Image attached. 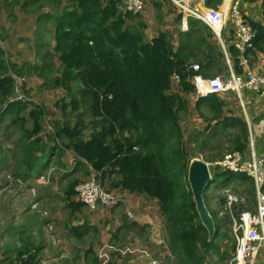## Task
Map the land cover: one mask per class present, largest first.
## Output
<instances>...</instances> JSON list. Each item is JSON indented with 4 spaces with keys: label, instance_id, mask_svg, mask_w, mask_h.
<instances>
[{
    "label": "trees",
    "instance_id": "16d2710c",
    "mask_svg": "<svg viewBox=\"0 0 264 264\" xmlns=\"http://www.w3.org/2000/svg\"><path fill=\"white\" fill-rule=\"evenodd\" d=\"M68 1L69 7L62 12L46 13L37 18L38 22L40 17H47L46 20L50 19L54 25L53 52L45 50L47 42L40 41V32V39L37 36L35 41L39 64L17 65L9 59L4 60L0 48V114L6 106H14L20 112L32 103L30 100L10 101L14 76L24 78V75L31 74L43 79L45 86L63 87L69 95L71 108L68 110L73 114V121L54 124L52 151L57 150L59 155L67 148L73 149L77 165H82L83 169L86 162L100 172L97 177L105 188L110 189L104 179L117 175L116 184L122 189L156 198L163 216L167 246L181 257L183 264H209L212 253H217L220 261H227V257L221 256L216 241L224 235L227 222L215 221L209 211L215 222V233L208 240L187 181L189 155L180 123V112L187 111V101L178 93H168L173 74H177L184 91H194L189 78L202 72L201 65L198 64L199 69L194 71L191 68L194 60H189L194 55L181 48L173 51L164 33L147 42L138 25L137 28L125 25L137 15L119 12L117 5L121 0ZM249 25L254 31L252 47L264 46V28L253 21ZM55 55L60 62L57 67L52 62ZM236 62L239 63V59L236 58ZM199 98H204L201 100L203 105L213 110L210 119L216 122L213 128L208 125L190 137L188 143L194 144V151L198 150L196 154L205 148V145L197 147L199 137L204 136L201 143H205L215 139L217 134L227 133L237 141L234 149L243 150L248 141L245 121L231 110L228 114H225L227 110L221 114L226 104L220 96L208 94ZM32 105H35L29 111L32 129L25 128L26 118L19 112L7 124L9 128L16 126L22 130L19 142L26 150L22 160L28 166L32 164L27 160L36 158L33 149L41 139L31 137L38 132L43 113L40 105ZM198 105L199 102L197 110ZM63 108L67 109L68 105ZM228 129L235 131L225 133ZM27 141L26 145L24 142ZM215 171L230 176L238 174L241 181L250 184L253 194L252 181L246 174ZM77 183L75 180L70 182L69 194L76 193ZM211 183L210 179L203 191L205 204L206 189ZM241 210L243 205L234 206L231 214L237 217ZM233 241L235 248L234 238ZM37 253L29 247L19 249L10 264H39ZM93 262L96 264L95 258Z\"/></svg>",
    "mask_w": 264,
    "mask_h": 264
},
{
    "label": "crops",
    "instance_id": "0c3cea01",
    "mask_svg": "<svg viewBox=\"0 0 264 264\" xmlns=\"http://www.w3.org/2000/svg\"><path fill=\"white\" fill-rule=\"evenodd\" d=\"M3 1H7V3ZM231 1L237 2L240 14L245 22L250 23L253 21L264 28V0H188L187 6L194 9L197 15L189 14L186 16L174 0H145V7H148L146 16H142L141 22L135 16L128 20L125 25L135 28L138 25V29L147 42H150L159 33H164L173 51H178L181 48L185 52L189 51L194 55V58L191 57L189 60H194L193 63L201 65V73L204 74H200L204 77L218 73L217 75L222 77L239 74L245 78L243 67L236 62V58L238 60V50L234 46L236 27L231 18L228 16L222 27L214 30L200 17V14H205L212 8L228 9ZM69 4L68 0H56L55 2L48 0L0 1V37L2 38L0 48L3 51L1 58H4V60L9 59L17 65L22 63L39 64L35 52V41L37 36L40 39V32L42 35L40 41L47 42L46 49L53 48L54 26L48 22L51 21L50 19L46 20L45 17H40L37 22V18L39 15L46 13H60L64 8L69 7ZM117 7L119 12L125 13L121 2L118 3ZM183 17L185 25L182 24ZM45 30L47 32L44 33ZM46 34H49V37ZM54 63L55 67L60 65L59 61L56 62V57H54ZM248 65L253 73H264V46L262 44L259 48L253 46L249 51ZM177 77V74L171 76L168 93H178L182 99L186 100L187 110L189 104L192 105L199 118L195 119V122L199 123L198 125L204 124L201 126L203 128L197 130L196 133L204 130L208 125L213 128L216 122V120L210 119L214 114L213 110L207 108V105H203L204 103L201 100H204V98L197 97L193 91H184ZM40 82L41 78L34 75L32 79H28L27 93L37 99L47 98L51 89L41 88L40 84L42 85V82ZM216 96H220L226 104L225 107H222L221 114L224 115L225 110H227L225 114H228L231 110L230 112L245 121L247 129L249 124L247 119L255 122L264 116V89L257 93L248 89H242L238 92L231 90ZM197 102H199V110L196 108ZM32 103L34 102L32 101ZM32 103L20 112L16 111L14 106H6L0 114V122L6 118H12L16 112H19L26 118L25 128L32 129L33 121L29 117V111L35 106ZM37 103L36 100L35 104ZM42 120L41 117L39 119V130L31 137L38 136L41 139L40 142H37L36 148L33 149V156L36 158L27 160L32 164L28 166L21 157L14 170L15 175L12 177L16 180L21 177L22 181L30 179L28 181L32 182V186H39L40 184L34 183L35 179L37 180L39 176L48 173L54 163L57 165L50 181V185L53 184L50 194H55L58 198V195L62 197L64 200L62 208L66 209V214L64 218L62 216H55L54 218L60 220L61 217V226L66 232L65 235L68 238L69 236L73 238V245L71 251L61 253V248L56 249L49 243L39 240L35 235V231L38 230L37 227L44 226L47 219L39 218L38 214L30 209L24 210L20 223L9 225L3 233L4 239L0 237V264H10L16 251L24 247H29L31 251L38 252L39 264H50V261H56L55 264H66L65 261L70 264H87L90 260L89 254L96 259V264H163L155 263V259L162 258L165 262L172 261V264H183L181 257L173 253L167 245L161 243L164 236L166 238V231L163 216L159 209V202L156 198L147 196L144 193L129 192L122 189L116 184L117 175H111L109 179H104V184L108 185L113 193L121 197L123 201L119 200L110 207H102L101 210L105 209L106 212H102L98 207L89 209L79 200L76 193L69 194L67 192L70 182L75 180L72 176L76 172L86 173V176L79 177V181L85 177L99 176L100 172H96L86 162L83 169L82 165H77L76 154L71 148L63 150L59 155H57V150L52 151L53 141L51 135L53 127L49 130V140H44L41 135ZM67 121L71 120L57 121L54 124L61 125ZM27 125H30V127H27ZM234 131V129H228L226 132ZM89 133L90 128L86 130L85 136L87 137ZM258 138H260L259 152L256 151V147L254 151L257 154H264V133L257 135ZM17 143L13 146L17 147ZM24 143L27 145L28 141ZM21 144L23 145V143ZM5 153L6 150L1 154L0 163L7 159ZM69 161H71V167L68 164ZM40 198L39 195L35 201L38 202ZM209 199H211V196L207 201ZM127 211L129 214H127ZM223 237L227 239V235L224 233L220 241L223 240ZM91 239L93 241L90 243ZM86 241H89L90 245L87 244V247H83ZM88 248L89 253H87ZM261 249L262 253H260ZM211 256L209 255V258ZM234 262L235 252L225 262L220 261V258L217 262L208 260L209 264H234ZM253 264H264L263 246L259 248Z\"/></svg>",
    "mask_w": 264,
    "mask_h": 264
},
{
    "label": "rangeland",
    "instance_id": "374dc122",
    "mask_svg": "<svg viewBox=\"0 0 264 264\" xmlns=\"http://www.w3.org/2000/svg\"><path fill=\"white\" fill-rule=\"evenodd\" d=\"M3 2L7 3V1H3ZM147 13H148V7H145V9L142 12L136 14L137 20L141 22L142 16L144 15L145 17ZM48 22L53 25L52 21H48ZM48 26L52 27L51 25ZM45 32L47 31L45 30L44 33ZM1 35H2V31H1ZM46 36L49 37V34H46ZM0 40H2L1 37ZM45 50L47 51L48 49ZM49 50L53 52L52 51L53 48H50ZM54 57H56V55ZM54 57L52 61L53 63H54ZM56 62H58L57 58H56ZM23 77L24 78H22L23 80L21 81V85L20 84L18 85L19 91H21L25 97L30 99L32 98V101L34 103H36L37 100L38 102L37 104L42 106L43 113L41 117L43 118L42 120L43 127L41 131V135L44 140L48 141L49 140L48 138L50 136L49 130L51 127H53V124L55 122L73 120V114L70 110H68L71 108L70 104H68L69 101L68 92L63 87L60 86L58 87L45 86V84L43 83L44 80L41 79L42 85L44 87L41 84L40 87L43 89H51V90L49 91V95L47 98L41 97L40 99H37L34 96L27 93L28 90L27 80L32 79L33 75L26 74ZM16 78H21V77L14 76V80ZM65 104L68 105L67 110L63 108V105ZM180 119H181L182 131L186 143L185 146L189 155L188 156L189 160L193 157L202 156L201 158L203 160L205 159L204 161L206 162L209 161L212 163L214 161L221 159L224 155L231 153L233 150H237L234 149V146H236L237 141L234 140L231 136H229L230 133L225 132L227 134H217L215 139L207 140L205 141V143H201L202 139L204 140L205 137L204 136L199 137L198 144H196L197 147H201L202 145H205V148H203L202 151H200L201 153H199V155L196 154L198 150L194 151L193 149L194 144L192 145V143L189 144L188 142L190 137L194 133H196L197 130L203 128L201 126L204 124L198 125L199 123L197 124L195 122V119H199V118L191 104H189V108L186 112H180ZM10 120L11 118H6L2 122H0V158H2L1 154H3L5 150H6L5 157H7L6 160L0 163V169H2L0 171V237L4 239L3 233L8 228V226L11 224L20 223L21 216H23L24 210L26 211L30 209L31 211L37 213L39 218L47 219V222L46 223L44 222L45 223L44 226L37 227L38 230L35 231V235H37V238L39 240L41 239L43 242L49 243L51 246L55 247L56 249L61 248L62 250L61 253L69 252L71 251L73 245L72 244L73 238L71 236H69L68 238L65 235L66 232L63 230L61 226L62 224L61 217L60 220L54 218L55 216H62L64 218L66 214V209L62 208L64 206V200L60 195H58L59 196L58 198L57 195L50 194L52 190L51 187L53 185V184L50 185V181L53 177V174L56 171L55 168L57 165L54 163L52 167H50L48 172V178L45 181H41V179L39 180L35 179L34 183L40 184L39 186H32L31 185L32 182L28 181L30 179L25 181L24 180L22 181L21 177L18 180L14 179L12 176L15 175L14 170L17 166V162L19 159H21V157H23L26 154V150L25 148L23 150V145L19 143V138L20 136L22 137V133H21L22 130H20L16 126H12L9 128L7 124ZM30 125H27V127H30ZM248 138H249V134H248ZM16 142H18L17 147L13 146L14 144H16ZM259 145H260V138L257 139L256 137L255 147L257 152H259ZM68 164L70 165V167L72 166L71 161H69ZM209 169H210L212 183L206 189V192H207V199L209 198V196H211V199H209L208 201L206 199V204L211 214L215 217V221L221 219L227 222L226 223L227 229L224 228L225 229L224 233L227 235V239L225 237L223 241H220L219 239H217L216 241L218 243V248H219V252L221 253V256L229 258L230 255H233L236 249V243L234 248V246L232 245V243L234 242L233 241L234 236L232 232L233 228H231L232 226H230V224L232 223L230 214L228 213V211H227V217H224V215H226L225 212L223 214H220L221 211L222 212L224 211L222 206L224 189L227 188L241 195L244 198L243 210H247L250 212L255 211L254 191L252 194L250 190V184L248 182L241 180L237 181V179H239L238 174H233L232 176H230L224 172L217 173V171L215 170L218 169L212 167V165L209 167ZM84 176H86V173L79 171L76 172L72 176V178L75 179L76 181L77 180L79 181L80 180L79 177H84ZM85 178L82 179L84 180ZM263 192H264V188H263ZM39 195L41 196V198L39 199L38 202H36L35 200H37V197ZM33 202L37 203L38 211H36L35 208H33ZM98 209L101 210L102 207L100 208L98 207ZM101 211L106 212L105 209ZM236 211L237 210L233 211L234 215ZM92 241L93 239H91L90 243ZM90 243L89 241H86L83 244V247H87L88 245H90ZM232 249L234 250L233 252ZM260 253H262V249L260 250ZM211 255L212 256L208 258V260L217 262L219 259L218 254L212 253ZM89 258L90 260L87 264H94L93 256L89 254ZM55 262L56 261L54 262L50 261V264L51 263L55 264ZM65 263L70 264L68 261H65Z\"/></svg>",
    "mask_w": 264,
    "mask_h": 264
},
{
    "label": "built area",
    "instance_id": "2783aa9c",
    "mask_svg": "<svg viewBox=\"0 0 264 264\" xmlns=\"http://www.w3.org/2000/svg\"><path fill=\"white\" fill-rule=\"evenodd\" d=\"M175 3L183 10L184 16L197 15L194 9L187 6L188 0H174ZM124 11L137 14L144 10L145 0H121ZM232 19L235 25L234 46L238 50V59L240 66L243 67L245 78L239 74H231L228 77L216 75L204 78L200 74H193L189 80L194 85L196 94L204 96L208 93H222L227 90L241 91L248 89L257 93L264 89V73L255 74L249 69L247 50L252 46L254 31L248 22H245L240 14L237 2L231 1L226 10L212 8L205 14H200L204 22L211 29H218L225 23L227 17ZM182 24L185 25L183 17ZM191 68L197 71L198 65L192 64ZM22 78H16L14 82V92L9 98L10 101H31L19 91L18 85H21ZM248 124V144L243 150H233L231 153L224 155L221 159L209 162L208 167L217 168L219 170H230L246 174L250 177L253 185L255 197V211L250 212L241 210L237 217L231 214L234 206L244 205V198L236 192L224 189L223 209L224 212L230 214L232 223L233 238L236 243L235 262L234 264H253V260L258 254L259 248L264 247V154H257L254 151L255 140L257 135L264 133V116L257 121L252 122L247 119ZM210 170V169H209ZM48 173L38 177V180L45 181ZM76 194L79 200L89 209L97 207H110L117 201L123 199L113 193L112 190L101 185L97 176H89L80 181L75 186ZM33 208L38 211L37 203H33ZM127 214L129 212L127 211ZM167 239L161 240L165 246ZM25 256V255H22ZM162 258V257H161ZM172 264V261H163L156 259L155 263Z\"/></svg>",
    "mask_w": 264,
    "mask_h": 264
},
{
    "label": "water",
    "instance_id": "95a60500",
    "mask_svg": "<svg viewBox=\"0 0 264 264\" xmlns=\"http://www.w3.org/2000/svg\"><path fill=\"white\" fill-rule=\"evenodd\" d=\"M210 179L211 174L207 162L201 157L191 158L187 167V181L200 222L207 231L208 240H211L215 233L214 219L203 198V191Z\"/></svg>",
    "mask_w": 264,
    "mask_h": 264
},
{
    "label": "clouds",
    "instance_id": "9594fccd",
    "mask_svg": "<svg viewBox=\"0 0 264 264\" xmlns=\"http://www.w3.org/2000/svg\"><path fill=\"white\" fill-rule=\"evenodd\" d=\"M121 2V1H120ZM252 47V46H251ZM248 50H249V48H248ZM248 50H247V55H248ZM238 65H240L239 63H238ZM199 69V68H198ZM197 69V70H198ZM197 74H199V73H197ZM201 75V74H200ZM202 76V75H201ZM221 76V75H220ZM202 77H204V76H202ZM212 77V76H211ZM178 78V77H177ZM204 78H209V77H204ZM179 79V78H178ZM190 81V80H189ZM191 83V82H190ZM192 84V83H191ZM193 85V84H192ZM193 87H194V85H193ZM227 91H231V90H227ZM227 91H224V92H227ZM195 94H196V90H195V87H194V91H193ZM223 93V92H222ZM208 94H216V95H218V94H221V93H208ZM208 94H206V95H208ZM197 95V94H196ZM206 95H204V96H206ZM197 97H202V96H200V95H197Z\"/></svg>",
    "mask_w": 264,
    "mask_h": 264
}]
</instances>
